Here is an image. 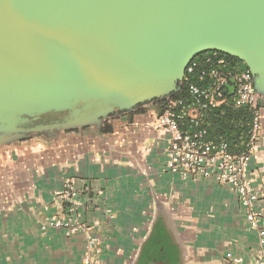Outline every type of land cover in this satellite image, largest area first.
<instances>
[{
	"label": "crops",
	"instance_id": "crops-1",
	"mask_svg": "<svg viewBox=\"0 0 264 264\" xmlns=\"http://www.w3.org/2000/svg\"><path fill=\"white\" fill-rule=\"evenodd\" d=\"M263 128L249 177L264 208ZM158 100L99 122H47L0 145V264H85L87 233L43 230L52 195L75 178L86 185L83 220L102 241V264H258L260 241L234 192L213 178L167 164L169 133L154 126ZM56 120L64 114L51 112Z\"/></svg>",
	"mask_w": 264,
	"mask_h": 264
},
{
	"label": "water",
	"instance_id": "water-1",
	"mask_svg": "<svg viewBox=\"0 0 264 264\" xmlns=\"http://www.w3.org/2000/svg\"><path fill=\"white\" fill-rule=\"evenodd\" d=\"M209 50L244 62L264 100V0H0V109L13 115L0 145L49 112L77 127L165 98Z\"/></svg>",
	"mask_w": 264,
	"mask_h": 264
},
{
	"label": "built area",
	"instance_id": "built-area-1",
	"mask_svg": "<svg viewBox=\"0 0 264 264\" xmlns=\"http://www.w3.org/2000/svg\"><path fill=\"white\" fill-rule=\"evenodd\" d=\"M195 74H198L197 81L191 80ZM185 83L186 94L174 97ZM230 96L236 106L248 107L252 114L248 139L240 148L232 146L223 135L212 137L209 129L210 114L227 104ZM260 98L249 68H241L226 53L209 50L188 63L181 88L160 99L163 102L154 126L169 133L166 164L172 172L213 178L236 194L248 225L259 237L256 262L264 264V208L261 194L249 177L252 152L263 128ZM86 188L85 183L80 184L75 178L65 180L63 188L52 195V204L57 210L41 219L40 225L43 230L64 228L67 235L84 230L88 242L84 263L102 264L101 238L91 232L81 211ZM241 261V257L226 256V264Z\"/></svg>",
	"mask_w": 264,
	"mask_h": 264
},
{
	"label": "trees",
	"instance_id": "trees-1",
	"mask_svg": "<svg viewBox=\"0 0 264 264\" xmlns=\"http://www.w3.org/2000/svg\"><path fill=\"white\" fill-rule=\"evenodd\" d=\"M207 51L202 52L194 57L199 59L206 54ZM222 54H225L221 52ZM228 55V54H227ZM232 58L241 68H248V66L240 59L228 55ZM198 74H195L191 80L197 81ZM186 94V83L183 85L182 90L174 94V97H183ZM232 96V94H230ZM230 96L227 104L222 105L220 108L214 110L209 116V129L212 137L219 135L225 136L232 146L235 148L242 147L248 139V130L250 128L252 114L248 107L236 106L232 97ZM163 100H159L162 103Z\"/></svg>",
	"mask_w": 264,
	"mask_h": 264
},
{
	"label": "rangeland",
	"instance_id": "rangeland-1",
	"mask_svg": "<svg viewBox=\"0 0 264 264\" xmlns=\"http://www.w3.org/2000/svg\"><path fill=\"white\" fill-rule=\"evenodd\" d=\"M46 116H49V115L46 114L45 117ZM0 118L2 120L6 121L7 119H13V115H12V113L7 108H1L0 109Z\"/></svg>",
	"mask_w": 264,
	"mask_h": 264
},
{
	"label": "flooded vegetation",
	"instance_id": "flooded-vegetation-1",
	"mask_svg": "<svg viewBox=\"0 0 264 264\" xmlns=\"http://www.w3.org/2000/svg\"><path fill=\"white\" fill-rule=\"evenodd\" d=\"M47 115H49V116L45 117V115H44L42 120L36 122L34 125H39V124L51 122V121H54V119H56L55 117H53V114L51 112L47 113Z\"/></svg>",
	"mask_w": 264,
	"mask_h": 264
}]
</instances>
